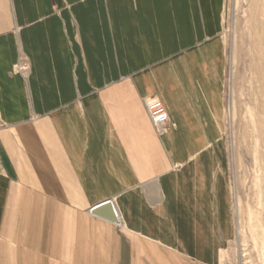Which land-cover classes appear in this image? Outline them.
Instances as JSON below:
<instances>
[{"label":"crops","instance_id":"obj_1","mask_svg":"<svg viewBox=\"0 0 264 264\" xmlns=\"http://www.w3.org/2000/svg\"><path fill=\"white\" fill-rule=\"evenodd\" d=\"M225 22L226 0H0V264H221Z\"/></svg>","mask_w":264,"mask_h":264},{"label":"rangeland","instance_id":"obj_2","mask_svg":"<svg viewBox=\"0 0 264 264\" xmlns=\"http://www.w3.org/2000/svg\"><path fill=\"white\" fill-rule=\"evenodd\" d=\"M263 20L264 0H226L219 147L226 153L235 236L221 264H264V109L255 49V36L264 35Z\"/></svg>","mask_w":264,"mask_h":264},{"label":"built area","instance_id":"obj_3","mask_svg":"<svg viewBox=\"0 0 264 264\" xmlns=\"http://www.w3.org/2000/svg\"><path fill=\"white\" fill-rule=\"evenodd\" d=\"M28 69L29 65L25 58H20L14 68L15 72L21 75H25ZM143 103L151 124L158 132L163 131L168 122V115L161 100L156 96H147L143 98ZM119 222L118 218L116 223L118 224Z\"/></svg>","mask_w":264,"mask_h":264},{"label":"bare ground","instance_id":"obj_4","mask_svg":"<svg viewBox=\"0 0 264 264\" xmlns=\"http://www.w3.org/2000/svg\"><path fill=\"white\" fill-rule=\"evenodd\" d=\"M264 21V20H263ZM261 23H263V22H261ZM260 24V23H259ZM261 25V24H260ZM259 25V27H261V26H263V25H261L260 26ZM255 27V26H254ZM261 29H263V28H261ZM258 30V29H257ZM258 32H260V31H258ZM263 33V32H262ZM261 33V34H262ZM264 34V33H263ZM256 37V44H255V49H256V56L258 57V59L260 60V61H257V63L258 62H260V63H258L257 65H259V68H260V70H261V72H260V74H259V82H260V92H261V104H260V107L261 108H263L264 109V35H260L259 36V33H258V36H255ZM257 60V59H256ZM255 67H257L258 68V66H255ZM258 68V69H259ZM256 71H257V69H256ZM259 72V71H258ZM239 79V78H238ZM263 112V111H262Z\"/></svg>","mask_w":264,"mask_h":264},{"label":"water","instance_id":"obj_5","mask_svg":"<svg viewBox=\"0 0 264 264\" xmlns=\"http://www.w3.org/2000/svg\"><path fill=\"white\" fill-rule=\"evenodd\" d=\"M92 212L98 215H102L104 218L112 222L115 223L118 222V215L115 211V208L111 200H105L101 202L99 205L94 206L92 208Z\"/></svg>","mask_w":264,"mask_h":264}]
</instances>
